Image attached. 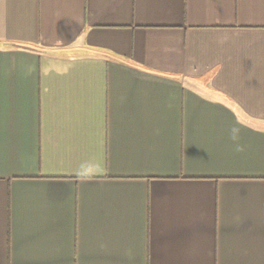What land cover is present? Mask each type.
<instances>
[{"label": "crops", "instance_id": "obj_1", "mask_svg": "<svg viewBox=\"0 0 264 264\" xmlns=\"http://www.w3.org/2000/svg\"><path fill=\"white\" fill-rule=\"evenodd\" d=\"M0 264H264V0H0Z\"/></svg>", "mask_w": 264, "mask_h": 264}, {"label": "clouds", "instance_id": "obj_2", "mask_svg": "<svg viewBox=\"0 0 264 264\" xmlns=\"http://www.w3.org/2000/svg\"><path fill=\"white\" fill-rule=\"evenodd\" d=\"M237 131L236 129H233V135L232 139L236 140L237 139ZM99 171V164L93 163L90 166L84 168L78 169V174L81 176L82 179H88L92 175H95Z\"/></svg>", "mask_w": 264, "mask_h": 264}]
</instances>
